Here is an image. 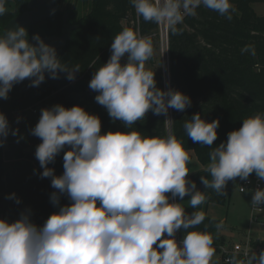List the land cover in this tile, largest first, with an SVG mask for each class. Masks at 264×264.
I'll return each mask as SVG.
<instances>
[{
  "label": "clouds",
  "instance_id": "9594fccd",
  "mask_svg": "<svg viewBox=\"0 0 264 264\" xmlns=\"http://www.w3.org/2000/svg\"><path fill=\"white\" fill-rule=\"evenodd\" d=\"M135 12L177 34L186 16H196L201 6L231 20V0H130ZM0 0V16L7 11ZM255 55L254 49H246ZM110 58L97 69L89 82L95 101L113 122L131 129L151 111L173 121L169 109L184 112L191 98L172 88L157 87L155 72L146 70L154 56L150 38L124 29L110 46ZM80 66L61 63L56 49L39 34L31 40L27 29L16 25L0 34V98L7 99L14 85L26 79L38 87L46 77L61 73L73 81ZM219 119L207 122L193 114L183 128L193 143L212 146L217 140ZM101 120L79 105L61 104L41 109L30 131L42 141L35 151L41 178H50L49 201L58 211L42 224L33 219L30 208L13 222L0 219V264H213L214 237L205 231L190 230L202 224L203 211L187 213L175 201L188 195L189 206L197 209L207 201L205 191L190 180L189 150L173 134L144 136L140 131L101 133ZM18 129L10 127L0 113V146ZM22 138V137H21ZM18 142V141H17ZM63 152V173L55 174L54 164ZM208 176L200 183L219 195H226L229 181L247 180L255 173L264 180V113L243 120L228 133L227 140L212 147ZM245 189L241 187V192ZM170 194V195H169ZM15 198V193L6 197ZM62 198L68 203L61 204ZM16 203L20 200L16 198ZM254 208L264 205V189L257 188L251 200ZM223 229V221L215 225ZM183 229L184 238L176 240ZM226 264H264V250L233 255Z\"/></svg>",
  "mask_w": 264,
  "mask_h": 264
},
{
  "label": "trees",
  "instance_id": "16d2710c",
  "mask_svg": "<svg viewBox=\"0 0 264 264\" xmlns=\"http://www.w3.org/2000/svg\"><path fill=\"white\" fill-rule=\"evenodd\" d=\"M57 10L48 19L26 26L29 37L61 35L64 15L68 13V23L76 25L72 38L64 47L57 48L61 63L70 68L80 66L75 80L66 79L61 73L58 79L46 77L38 87H29L30 81L14 85L8 98H0V113H4L10 127L18 129L17 136L11 134L7 142L0 146V219L13 222L21 211L30 208L33 219L40 224L52 213L58 211L49 201L54 189L50 178H41L36 147L42 142L31 135L37 124L41 109L61 104L66 108L79 105L101 120V133L109 131H140L144 136L175 135L183 141L186 150L195 151L202 168L189 174V179L200 184L201 175L208 176L206 168L210 162L212 147L225 142L228 133L242 126L243 120L264 113V14H258L257 3L264 0H231L235 11L231 20L217 12L204 8L197 9L196 16H186L178 25V33L169 31L170 87L188 95L192 105L184 112L169 109L168 116L173 120L166 125L164 116L149 111L143 121H137L131 129H126L120 121L113 122L105 108L95 101L96 92L89 88L95 71L110 58V46L117 34L124 29H132L144 37L158 36L160 25L146 22L135 12L130 0H91V10L83 13L79 5L71 2L63 6L64 0H55ZM13 11L0 16V27L28 9L29 0H14ZM153 46L156 47L155 42ZM254 49L255 55L246 49ZM157 87L165 89L163 75L155 73ZM200 113L207 122L219 119L217 140L212 146L193 143L184 132V122L193 114ZM22 137V138H21ZM18 141V142H17ZM56 175L63 169V152L54 164ZM256 177L255 173L249 178ZM241 179L229 181L226 195H219L212 189L205 191L207 201L197 209L189 206L190 196L179 203L187 213L203 211L205 220L196 226L197 231H205L214 237V245L231 247L228 239L217 231L215 225L221 220L209 214L210 204L225 205ZM15 193V198L6 197ZM16 198L20 203H16ZM68 203L62 198L61 204ZM224 226V223H223ZM183 229L178 230L179 241L184 238Z\"/></svg>",
  "mask_w": 264,
  "mask_h": 264
},
{
  "label": "rangeland",
  "instance_id": "374dc122",
  "mask_svg": "<svg viewBox=\"0 0 264 264\" xmlns=\"http://www.w3.org/2000/svg\"><path fill=\"white\" fill-rule=\"evenodd\" d=\"M69 2H71V5L73 6L74 4L79 5L83 13H87L91 10V0H64L63 6H65ZM5 7L8 11H13L15 8L14 0H6ZM255 8L258 14H264V3H257L255 5ZM160 28V34L158 36L155 35L149 37L150 39H153L156 47H154L153 58L146 62L145 67L146 70H151L155 73L161 72L163 75L164 87L165 89H167L170 87L167 54V47H169V30L163 26H160ZM2 31L3 29L0 27V32ZM189 155L191 159L187 167L189 169V174H191L202 168V164L195 151H189ZM239 183L233 190L230 200L225 205L212 204L210 209V215H212L215 219H219L221 221L227 219V222L224 223L223 221V223L227 224L228 227H231V229L235 230V232H238V228L239 230L246 229L248 226V219L250 218V221L252 219V209L249 206L248 199L250 191L241 194V192L239 191Z\"/></svg>",
  "mask_w": 264,
  "mask_h": 264
},
{
  "label": "water",
  "instance_id": "95a60500",
  "mask_svg": "<svg viewBox=\"0 0 264 264\" xmlns=\"http://www.w3.org/2000/svg\"><path fill=\"white\" fill-rule=\"evenodd\" d=\"M56 10L57 6L55 0H29L28 9L22 14L17 15L11 20H9L7 24L3 27V31L4 29L14 27L16 25H20L23 27L35 25L40 21L48 19L54 12H56ZM75 27L76 25L68 23V13H65L64 27L61 35L40 36L45 41V43L57 49L67 45V42L72 38V30ZM3 31L0 32V34H2ZM29 38L31 40V37ZM204 188L205 186L202 183L197 185L198 190ZM179 200V197H177L175 202H178ZM170 202L174 201L170 200ZM46 219H44L40 224H42Z\"/></svg>",
  "mask_w": 264,
  "mask_h": 264
},
{
  "label": "built area",
  "instance_id": "2783aa9c",
  "mask_svg": "<svg viewBox=\"0 0 264 264\" xmlns=\"http://www.w3.org/2000/svg\"><path fill=\"white\" fill-rule=\"evenodd\" d=\"M167 54H168V73L170 77L169 47H167ZM165 79H166V73H165ZM241 187L245 189L244 192H241ZM257 188L264 189V180L258 179L257 177H253V178H248L247 180H241L239 183V191L241 193L250 191L253 195L254 191ZM260 207L264 208V205H260ZM251 209H252L251 223H259L264 228V222L260 221V216L264 213V211L260 210L259 208H254L252 205H251ZM176 240L179 242L178 232L176 233ZM220 249L223 256L222 257L223 263L226 264V261L233 255H237L243 258V254L245 251L249 253L253 251L259 253L261 250H264V241L261 240L257 241V240H253L251 237H248L245 241L235 242L231 245V247L222 246Z\"/></svg>",
  "mask_w": 264,
  "mask_h": 264
},
{
  "label": "crops",
  "instance_id": "0c3cea01",
  "mask_svg": "<svg viewBox=\"0 0 264 264\" xmlns=\"http://www.w3.org/2000/svg\"><path fill=\"white\" fill-rule=\"evenodd\" d=\"M248 199H249V206L251 207V200H252L251 192H249ZM211 206L212 204H210L209 206V214H210ZM222 221L226 223L227 219H224ZM260 221L264 222V213L260 216ZM221 234H223L228 239V242H230V244L241 240L244 241L248 237H251L253 240H257V241L260 240L264 241V228L259 223L251 224L250 218L248 219V226L246 229L239 230L238 228V232H235V230L231 229V227H228L227 224H224L223 229L221 230ZM214 247L216 248V253L213 257V264H224L220 247L219 246H214Z\"/></svg>",
  "mask_w": 264,
  "mask_h": 264
}]
</instances>
